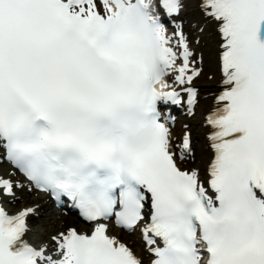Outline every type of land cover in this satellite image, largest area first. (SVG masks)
<instances>
[{
    "label": "snow or ice",
    "instance_id": "snow-or-ice-1",
    "mask_svg": "<svg viewBox=\"0 0 264 264\" xmlns=\"http://www.w3.org/2000/svg\"><path fill=\"white\" fill-rule=\"evenodd\" d=\"M0 264H264V0H0Z\"/></svg>",
    "mask_w": 264,
    "mask_h": 264
},
{
    "label": "rangeland",
    "instance_id": "rangeland-1",
    "mask_svg": "<svg viewBox=\"0 0 264 264\" xmlns=\"http://www.w3.org/2000/svg\"><path fill=\"white\" fill-rule=\"evenodd\" d=\"M196 124H197V122H196ZM192 125H194V124H192ZM195 130L196 131H193L194 136L197 135V133L200 131V129L196 126V129ZM196 147H197V155L199 157L200 156L199 153H200V149H201V143L197 144ZM46 199H47L46 197L43 198L42 200H40L39 203H43ZM52 213H53V211H51V207L50 206L45 209V215L46 216L51 217L52 216ZM45 222L46 221H34L33 222V226L34 227H39L40 225L44 224Z\"/></svg>",
    "mask_w": 264,
    "mask_h": 264
},
{
    "label": "bare ground",
    "instance_id": "bare-ground-1",
    "mask_svg": "<svg viewBox=\"0 0 264 264\" xmlns=\"http://www.w3.org/2000/svg\"><path fill=\"white\" fill-rule=\"evenodd\" d=\"M200 83L203 84L204 82L201 81ZM185 122L190 123V124H194V125H193V131H196V130H195V129H196V122H197L196 118H194L193 120H192V119H189L188 121L184 119V121H182L181 123H179L178 125H176V129H175V131H176V132H179L180 129H181V125H182L183 123H185ZM197 135H200V131L197 133ZM201 149H202V141H201ZM201 149H200V153H199L200 156H199V157H202V151H201ZM40 200H42V199H40ZM40 200H37L36 202L39 203ZM124 239H126V240H130V239H132V238L124 237Z\"/></svg>",
    "mask_w": 264,
    "mask_h": 264
}]
</instances>
